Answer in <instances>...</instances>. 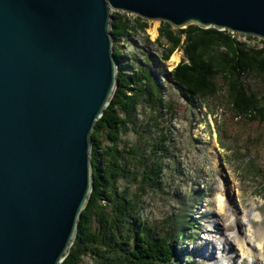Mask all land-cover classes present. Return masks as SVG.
<instances>
[{
	"label": "water",
	"instance_id": "1",
	"mask_svg": "<svg viewBox=\"0 0 264 264\" xmlns=\"http://www.w3.org/2000/svg\"><path fill=\"white\" fill-rule=\"evenodd\" d=\"M109 1L264 38V0ZM108 19L107 0H0V264L66 258L91 191L89 135L115 82Z\"/></svg>",
	"mask_w": 264,
	"mask_h": 264
},
{
	"label": "rangeland",
	"instance_id": "2",
	"mask_svg": "<svg viewBox=\"0 0 264 264\" xmlns=\"http://www.w3.org/2000/svg\"><path fill=\"white\" fill-rule=\"evenodd\" d=\"M128 15L132 20L140 16L131 12ZM144 17L142 23L149 26L146 32L131 31L120 45L128 58L147 59L145 63L151 64L160 76L166 107L159 114L156 102L151 104L155 109L141 106L133 118L135 125L125 133L121 131L118 137L126 146L139 144L138 154L143 152L151 158L148 165L161 155L164 176L159 188L147 186L146 191L141 190L142 169H137L139 164L135 160L132 168L141 184L130 179L120 180L118 186L125 185L130 192L139 194L142 217L158 224L159 230L170 227L176 231L179 214H188L190 228L185 230V238L174 242L173 237L169 242L175 245L172 251L176 261L166 264H258L257 256L259 262H264V253L258 247L256 252L252 249L250 254H245L239 244L241 239L250 243L248 247H256V233L264 230V124L236 118L227 94L228 82L223 78H218L214 95L206 94L205 99L198 101L187 100L172 84L174 68L188 59L184 43L174 52L180 54V61L172 64L174 53L164 60L162 55L172 42L160 35V28L168 21ZM156 22L158 31L154 36L152 28ZM172 27L178 29L173 24ZM231 32L238 41L247 42L255 49L264 45L260 36L251 35L255 38L250 39L239 31ZM243 73L246 77L250 75L248 71ZM247 80L254 90L262 91L259 77ZM137 128L139 133L134 131ZM158 143L162 145L155 146ZM97 257L87 249L79 253L76 264H101ZM114 262L112 259L110 264Z\"/></svg>",
	"mask_w": 264,
	"mask_h": 264
},
{
	"label": "trees",
	"instance_id": "3",
	"mask_svg": "<svg viewBox=\"0 0 264 264\" xmlns=\"http://www.w3.org/2000/svg\"><path fill=\"white\" fill-rule=\"evenodd\" d=\"M142 20L141 16L132 20L125 12H113L112 32L116 40L119 82L93 133L94 187L75 241L60 264H76L79 253L87 249L101 259V264H110L112 259H115L113 264L172 263L177 257L173 252L175 245H169L170 240L174 237L175 242V239L185 238L184 232L190 228L188 214L181 212L176 231L170 227L159 230L158 224L142 217L139 194L130 192L125 185L118 186L120 180H138L132 168L135 160L139 164L137 169H142L140 180L144 184L138 180L141 190L146 191L147 186L159 188L164 176L161 155L148 165L151 158L143 152L138 154L139 144L126 146L118 137L121 131L125 133L135 125L133 118L141 106L155 109L151 104L156 102L159 114L166 107L164 87L151 64L145 63L147 59L128 58L121 49L120 42L129 38V32H146L149 26ZM163 25L160 35L172 42L170 49L162 55L164 60L170 59L176 48L184 43L188 59L174 68L172 84L187 100L198 101L205 99L206 94L214 95L218 90V78H223L228 82L227 94L236 110V118L264 124V45L255 49L247 42L238 41L231 31L215 27L190 24L174 29L169 22ZM243 71L249 72V79L255 76L261 79V92L248 85V77ZM134 131L139 133L138 128Z\"/></svg>",
	"mask_w": 264,
	"mask_h": 264
},
{
	"label": "bare ground",
	"instance_id": "4",
	"mask_svg": "<svg viewBox=\"0 0 264 264\" xmlns=\"http://www.w3.org/2000/svg\"><path fill=\"white\" fill-rule=\"evenodd\" d=\"M107 2H109V19H108V28H107V32H108L109 36L111 37V39H112V43H113V51H111L110 54H111L112 59H113V56H114V55H115V57H116V59H115V63H116V67H115V82H114V85H113V88H112L111 94H110V96H109L108 102H107L106 106L103 108L102 114L96 119V121H95V123H94V125H93V130H92V132H91L90 135H89V142H90V146H91V150H90V157H91L90 166H91V179H92V183H91V191H90V194H89V197H88V200H87L86 205L84 206V208H83V209L81 210V212H80L79 221H78V225H77V231H75V234H76V235H77V232H78V229H79V226H80V221H81V219H82L83 211H84L85 207H86L87 204H88V201H89L90 195H91L92 190H93V187H94V182H95L94 163H93V159H92L93 133H94V131L96 130V127H97L96 125H97V123H98V120L104 115L106 108L110 105V103H111V101H112V98H113V96H114V93H115V91H116V88H117V86H118V82H119V75H118V65H119V62H118V57H117V55L115 54L116 40H115V36H114V34H113V32H112V20H113V12H119L120 10H123V8H120V10H116L117 8H115V6H112L109 0H107ZM125 12H126V11H125ZM134 12H136V11H131V13H133V14H137V15H140V16L142 17V15H141L140 13H138V12L134 13ZM128 14H129V13H128ZM152 17H153L152 19H154V20L168 21V22L172 23V24L175 26V28H185V27H187V26L190 25V24H198V25H200V26H202V27H205V28L214 27V26H212V25H204V24H202V23L193 22V21H191V22H189V23H186V24H183V25H176L173 21H171V20H169V19H163V18H161L159 15H153ZM152 29H153V30H152L153 35L156 36V35H157V31H158V22H156L155 27H153ZM219 29H220V28H219ZM246 35H250V34H246ZM180 59H181L180 54H179V53H178V54H177V53H176V54L174 53V55L172 56L171 62H172V64H176L178 61H180ZM171 62H170V63H171ZM172 64H171V65H172ZM91 144H92V145H91ZM92 172H93L94 176H92ZM197 232H198V231H197ZM75 234H74V238L76 237ZM74 238H73V240H74ZM255 238H256V244H255L256 247H254V248H250V247H248V243H249V242H246V241H244V240L239 239V244H240V246H241V250H242L245 254H250L252 249H254L255 252H256L257 247H258V250H259L261 253H264V230H259V231L256 233ZM251 239H252V237H251ZM72 243H73V241L70 243V245H69V249L71 248ZM249 244H250V243H249ZM245 250H246V252H245ZM261 253H260V254H261ZM68 254H69V251H68V253L66 254V257H67ZM242 254H243V253H242ZM258 255H259V254H258ZM263 255H264V254H263ZM255 256H256V255H255ZM258 257H259V256L256 257V261H259ZM263 258H264V257H263ZM63 261H64V260H63ZM63 261H62V262H63ZM62 262H60V263H62ZM239 262H240V261H239Z\"/></svg>",
	"mask_w": 264,
	"mask_h": 264
}]
</instances>
